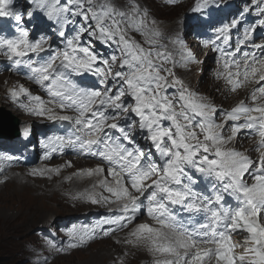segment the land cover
Here are the masks:
<instances>
[{
	"label": "snow or ice",
	"instance_id": "snow-or-ice-1",
	"mask_svg": "<svg viewBox=\"0 0 264 264\" xmlns=\"http://www.w3.org/2000/svg\"><path fill=\"white\" fill-rule=\"evenodd\" d=\"M26 3L27 11L12 7L13 0H0V18L13 20L16 33L0 35V54L9 68L27 69L28 78L49 99L32 96L23 86L11 95H28L33 115L73 126L70 135L42 140V147L52 152L68 147L98 158L101 164L88 169L87 175L106 171L100 186L110 196L89 199L93 204L116 205L118 210L91 231L77 234L73 229L69 235L78 239L69 247L82 246L85 237L95 238L97 228L109 236L146 214L158 227L141 223L130 236L153 256V264H211L213 258L216 264H264V223L259 221L264 212V102H258L264 101V43L251 40L257 26L264 27V0H249L236 18L215 29V38L202 45L220 53L224 72L217 78L222 76L232 92L256 85L250 93L253 106L241 101L227 112L191 91L174 71V63L168 67L170 54L159 43L163 36L139 0ZM223 5L224 0H195L192 11L203 13ZM253 10L261 18L230 49L232 29ZM36 11L55 26L62 47H54L43 34L30 38L25 15L31 19ZM133 32L144 42L137 41ZM96 42L113 51L101 55ZM244 45L253 51H242ZM186 59L191 62L194 54L189 51ZM84 75H91L96 84L81 86L73 79ZM64 111L75 115L60 114ZM217 113L224 117L220 122ZM242 134L258 135V159L235 147ZM48 158L46 151L42 159ZM37 172L43 174L33 170ZM201 178L209 182L211 195L196 188ZM226 197L234 198L237 206L227 205ZM198 215L204 216L203 222H195ZM243 233V242L233 240L234 234ZM46 246L56 248L51 240ZM236 248L243 252L237 254Z\"/></svg>",
	"mask_w": 264,
	"mask_h": 264
},
{
	"label": "rangeland",
	"instance_id": "rangeland-1",
	"mask_svg": "<svg viewBox=\"0 0 264 264\" xmlns=\"http://www.w3.org/2000/svg\"><path fill=\"white\" fill-rule=\"evenodd\" d=\"M154 2H157L158 0H153ZM186 11V7L179 6L167 10H163L160 8H157L158 14L168 20V26L176 25V17L180 16ZM2 100V97L0 98ZM3 106V105H2ZM7 106L0 107V115L6 116V113L12 114L14 117L17 114H14L13 110ZM2 109V110H1ZM17 117V116H16ZM15 182L8 183L6 186L7 188L4 191H0V194L6 195L8 198L15 197L20 190H16L15 188ZM14 189V190H13ZM13 192V193H12ZM9 193V194H8ZM11 193V194H10ZM15 193V194H14ZM14 194V195H13ZM36 194L38 195L40 199H42L45 204H41L39 208H34L29 212V215L32 217V219L27 221V230H20L21 228L18 227L21 221L23 220L22 216L17 217L14 220L8 221L6 223H3L2 220H0V264H32L29 262L26 254V247L23 245V248L20 251L19 247L22 245V243L26 242L29 239H32L35 237V230L40 226L43 225V222L47 221L48 218L55 214H63L68 213L69 211L66 210L67 207L64 204L63 201H61L60 197L57 195H54L53 200H49L46 198H52V197H46L43 198V195L39 192ZM58 201V202H57ZM60 201V203H59ZM47 203V204H46ZM64 208H61L62 206ZM17 212V207L9 208L7 210L8 214H13ZM30 222V223H29ZM36 227V228H35ZM20 230V231H19ZM19 232V233H16ZM12 235L11 237H8ZM24 235V236H23ZM22 236V237H21ZM100 244V243H99ZM95 245L94 248H91L90 250H80L79 252L74 253L71 256L63 257L61 259L56 260L52 264H73L79 260H85L93 255H90L89 253H96L97 249L99 251L100 245ZM111 242L107 243V248L105 250L100 251L103 255H106L111 252L110 249ZM97 254H94V256ZM100 260V259H98ZM98 262V261H97ZM96 264V263H95ZM100 264V263H98Z\"/></svg>",
	"mask_w": 264,
	"mask_h": 264
},
{
	"label": "bare ground",
	"instance_id": "bare-ground-1",
	"mask_svg": "<svg viewBox=\"0 0 264 264\" xmlns=\"http://www.w3.org/2000/svg\"><path fill=\"white\" fill-rule=\"evenodd\" d=\"M239 12L236 14V17L238 16ZM185 39L187 41H189V42L192 41L188 37H186ZM251 90H252V88L250 90H248V89H241L239 93L241 95H246L247 99H251V95H250ZM1 103H2V100H0V105H3ZM13 112H14V114H16L15 111H13ZM9 147L11 148L10 145H9ZM16 184H22V183H20L19 181H17ZM36 191H39V190L36 189V188H33L32 186L26 185V187L23 188L15 197L8 198L6 195L0 194V220H2L3 223H6L8 221H11V220L16 219L19 216H22L23 217V220L21 221V223L19 224L18 227L21 228L20 230L26 231L27 230V226H28L27 221L30 220V219H32V217L29 215V212L32 209H34V208H37L38 209L41 204H45V202L42 199H40L39 197H37V196H35L33 194ZM59 203H60V201H59ZM13 207H17V212L16 213H13V214H8L7 213V210L9 208H13ZM61 208H64V207H61ZM48 221H50V220H48ZM11 236L12 235H10L8 237H11ZM98 259H100L99 256H97V255L94 256L93 255L92 257H90L88 259L79 260L75 264H95L97 261H99Z\"/></svg>",
	"mask_w": 264,
	"mask_h": 264
},
{
	"label": "water",
	"instance_id": "water-1",
	"mask_svg": "<svg viewBox=\"0 0 264 264\" xmlns=\"http://www.w3.org/2000/svg\"><path fill=\"white\" fill-rule=\"evenodd\" d=\"M19 120L6 113V116L0 115V139L13 137L17 133Z\"/></svg>",
	"mask_w": 264,
	"mask_h": 264
}]
</instances>
